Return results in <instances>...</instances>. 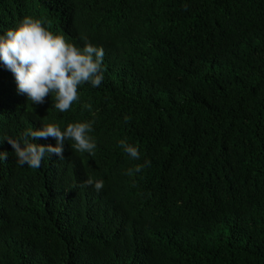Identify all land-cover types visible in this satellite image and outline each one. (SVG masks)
I'll return each mask as SVG.
<instances>
[{"label":"trees","instance_id":"1","mask_svg":"<svg viewBox=\"0 0 264 264\" xmlns=\"http://www.w3.org/2000/svg\"><path fill=\"white\" fill-rule=\"evenodd\" d=\"M75 8L103 26L90 33ZM27 12L107 56L68 111L53 94L15 119L16 139L90 121L96 148L68 140L31 169L8 146L0 264H264V0H0V33Z\"/></svg>","mask_w":264,"mask_h":264},{"label":"clouds","instance_id":"2","mask_svg":"<svg viewBox=\"0 0 264 264\" xmlns=\"http://www.w3.org/2000/svg\"><path fill=\"white\" fill-rule=\"evenodd\" d=\"M74 13L73 20L90 33H96V29L103 26L96 10L75 8ZM69 23L57 25L50 17L43 20L27 12L16 20L13 29L0 33V162H5L8 157L6 149L9 145L16 157V165L31 169L39 168L46 154L63 158V145L68 140L73 142L72 148L89 155L96 148L95 140L89 135L92 132L90 121L69 123L62 128L48 122L39 129H25L20 139L11 137V128L17 123L15 119L24 116L32 106L46 100L49 106L54 94L49 107L63 113L79 100L78 89L82 85L89 84L94 88L101 85L106 49L97 42L78 47L80 44L73 39ZM47 137L55 138V147L35 142ZM120 146L133 160L140 158L136 146L123 141ZM144 166H150V161L127 169L125 174L132 176ZM85 183L97 192L104 187L103 180L89 179Z\"/></svg>","mask_w":264,"mask_h":264}]
</instances>
